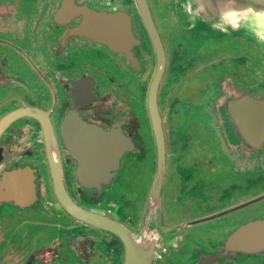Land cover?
I'll return each instance as SVG.
<instances>
[{
    "label": "flooded vegetation",
    "instance_id": "obj_1",
    "mask_svg": "<svg viewBox=\"0 0 264 264\" xmlns=\"http://www.w3.org/2000/svg\"><path fill=\"white\" fill-rule=\"evenodd\" d=\"M169 4L170 14L181 19L174 0ZM151 11L167 58L158 91L167 143L163 223L179 227L159 240L155 264H245L264 259V251L220 255L237 228L264 219V188L245 195L242 179L247 163H254L250 168L261 165L264 145L253 149L234 142L226 126L228 103L246 91L256 93L264 77L235 65L212 77L202 94L191 87L182 95L179 88L197 67L190 64L184 76L177 75L178 52L168 48ZM98 13L110 18L101 19ZM87 17L94 24L90 34L82 31ZM184 28L198 41H213ZM156 65L153 42L134 0H0V185L6 172L27 169L36 189L35 199L24 205L0 191V264H96L101 258L107 260L104 264H123L124 245L117 235L76 220L56 198L43 121L55 132L71 197L139 229L145 211L135 223L124 214L121 200L112 196L123 173L142 162L154 161L155 177L156 142L148 100ZM31 110L38 116L28 114ZM17 112L22 114L4 123ZM177 113L185 122L189 118V132L179 135L173 129ZM102 138L118 140L120 156L99 155L97 142ZM198 145L205 150L200 155ZM189 153L191 158H183ZM96 158L121 159L117 166L105 165L104 180H94L90 168ZM34 159L46 164L47 171ZM216 164L228 169L220 172L221 185H214L211 177ZM44 212L60 221H42ZM210 222L229 225L216 242L210 238L212 230H206V237L196 235ZM81 226L85 232H80ZM53 229L57 233H50ZM71 230L78 235L77 244L70 241H75Z\"/></svg>",
    "mask_w": 264,
    "mask_h": 264
},
{
    "label": "water",
    "instance_id": "obj_2",
    "mask_svg": "<svg viewBox=\"0 0 264 264\" xmlns=\"http://www.w3.org/2000/svg\"><path fill=\"white\" fill-rule=\"evenodd\" d=\"M134 2L157 54V65L150 84L148 100L149 116L156 142L157 166L139 229L135 230L124 222L104 213L87 209L71 197L64 183L60 149L55 132L48 121H43V125L54 192L63 208L76 220L117 235L124 245L123 264H155L159 240L167 233L179 229V227L165 225L162 213V191L167 171V143L163 118L158 104V91L166 69L167 58L148 0H134ZM180 6L181 15L192 32L206 39H220L237 33L251 35L248 29L253 22V14L245 11V9L264 10V0H181ZM97 15L101 19L110 18V15L105 13H98ZM93 29L94 24L87 17L82 25V31L85 33L88 31L90 34L89 30ZM226 108L228 110L226 126L230 139L234 142L244 143L248 148L261 149L264 145V82L257 88L256 93L252 94L246 91L241 97L228 103ZM21 114V112L11 114L4 123ZM28 114L38 116L34 110L29 111ZM106 146H109L107 152ZM119 147L120 142L118 140L102 138L100 142H97V153L99 155L109 153L120 156ZM120 159L96 158L95 163L93 162L94 166L90 168L93 171V179L104 180L106 178L105 165L109 162H115L114 165L117 166L120 164ZM29 173L31 171L27 169H15L6 172L0 185L1 195L7 194L21 205L32 202L35 199L36 189L32 176L27 177ZM81 179L84 178L81 176ZM23 197L28 199L25 200ZM238 251L245 253L264 251V219L251 221L237 228L228 237L220 255L233 257Z\"/></svg>",
    "mask_w": 264,
    "mask_h": 264
},
{
    "label": "rangeland",
    "instance_id": "obj_3",
    "mask_svg": "<svg viewBox=\"0 0 264 264\" xmlns=\"http://www.w3.org/2000/svg\"><path fill=\"white\" fill-rule=\"evenodd\" d=\"M170 0H149L154 16L160 29L163 31L164 39L169 49L175 48L177 50V75L184 76L189 71V65L197 67V72L190 74L186 77L184 85L179 88V92L182 95L189 94V89L194 87L198 94H202L206 89L208 82L212 77L218 75L221 72L231 71L235 65L245 66L248 68L251 75L257 74L264 77V45L259 43L252 35H246L243 33H237L235 35H228L220 39H211L213 41L207 42L205 40L198 41L194 39V35L191 36V32L187 31L186 23L181 16V19L174 18L169 11L172 10ZM178 10L181 12V0H174ZM182 14V13H181ZM180 18V17H179ZM205 39V38H204ZM192 61V62H191ZM186 65H188L186 67ZM255 78V77H254ZM264 82V79L263 81ZM205 93V92H204ZM187 122L183 120L181 113H177L174 119L173 129L177 130L179 135L184 132H189V118ZM219 121L214 119L213 123L217 124ZM200 129V126H198ZM181 132V133H180ZM177 133V134H178ZM199 146V145H198ZM202 146V147H201ZM197 148L196 152L200 155L204 150V146L201 145ZM213 154L215 155V148H213ZM195 152V153H196ZM253 153V152H252ZM250 153V154H252ZM193 155H186L183 158H191ZM179 158V157H177ZM217 160V159H216ZM261 165L253 166L254 163H247V170L244 179L246 184L245 195L257 192L258 189L264 188V148L261 153ZM33 162L39 166V169L47 171L46 164H41L38 160L34 159ZM215 169L211 175L214 185L220 184L221 178L220 172L222 170L227 171V168L216 164ZM123 181L117 183L116 196L112 197L118 200L123 208L125 215L131 216L135 219V223L141 220L145 208L146 199L149 196L152 183L154 182V161L142 162L133 168L128 169L122 175ZM241 179V180H242ZM221 185V184H220ZM225 185V182H224ZM218 192H215V194ZM167 194V193H166ZM52 196V195H51ZM167 198L171 197V194L166 195ZM55 201V198L53 197ZM217 203L215 201L214 205ZM216 206V205H215ZM42 221H60L49 216V213L44 212L41 216ZM72 222V218L68 220ZM229 225L225 223L210 222L197 229L196 235L198 237H206L204 233L206 230H212L214 236L210 238L216 242V239L220 240L219 235L222 234V230L228 228ZM80 232H85L86 227L81 226ZM57 233L56 230L50 231V233ZM70 235L74 237L75 241L70 239L73 244L78 243V235L70 231ZM182 244H178L179 247ZM187 246V245H186ZM185 248V247H184ZM171 253L170 249L167 251ZM164 256V255H163ZM157 259V258H156ZM105 259L96 261V264H104ZM247 262L245 264H264V259L259 261ZM122 260H118L116 264H121Z\"/></svg>",
    "mask_w": 264,
    "mask_h": 264
},
{
    "label": "clouds",
    "instance_id": "obj_4",
    "mask_svg": "<svg viewBox=\"0 0 264 264\" xmlns=\"http://www.w3.org/2000/svg\"><path fill=\"white\" fill-rule=\"evenodd\" d=\"M245 11L253 14V22L250 24L249 31L251 35L259 42L264 44V10H256L253 8L245 9ZM139 243V241H137Z\"/></svg>",
    "mask_w": 264,
    "mask_h": 264
},
{
    "label": "trees",
    "instance_id": "obj_5",
    "mask_svg": "<svg viewBox=\"0 0 264 264\" xmlns=\"http://www.w3.org/2000/svg\"><path fill=\"white\" fill-rule=\"evenodd\" d=\"M118 255H119V257H120V252H119V254H118Z\"/></svg>",
    "mask_w": 264,
    "mask_h": 264
}]
</instances>
